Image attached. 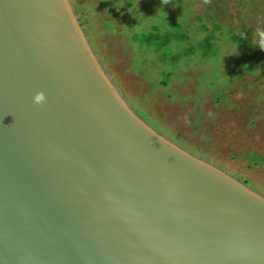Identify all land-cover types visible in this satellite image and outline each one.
Masks as SVG:
<instances>
[{
    "label": "water",
    "instance_id": "95a60500",
    "mask_svg": "<svg viewBox=\"0 0 264 264\" xmlns=\"http://www.w3.org/2000/svg\"><path fill=\"white\" fill-rule=\"evenodd\" d=\"M81 15L0 0V264H264V194L145 121Z\"/></svg>",
    "mask_w": 264,
    "mask_h": 264
},
{
    "label": "rangeland",
    "instance_id": "374dc122",
    "mask_svg": "<svg viewBox=\"0 0 264 264\" xmlns=\"http://www.w3.org/2000/svg\"><path fill=\"white\" fill-rule=\"evenodd\" d=\"M72 1L133 109L264 194V37L255 32L264 30V0ZM172 22L187 39H173L159 51L132 39L134 33L164 34ZM205 37L211 40L208 55L197 45Z\"/></svg>",
    "mask_w": 264,
    "mask_h": 264
},
{
    "label": "trees",
    "instance_id": "16d2710c",
    "mask_svg": "<svg viewBox=\"0 0 264 264\" xmlns=\"http://www.w3.org/2000/svg\"><path fill=\"white\" fill-rule=\"evenodd\" d=\"M179 27H180L179 23L172 22L171 30L166 32V33H164V34H161L159 32L150 33V34L149 33H134L132 35V37H133L132 39H134L137 42H143V43L145 42L146 44L147 43H151V44L154 45V49L159 51L160 48H162L164 45H166L169 41H171L173 39H177L178 41L183 40V39H187L186 38L187 36L182 37V36H178L176 34V32L178 31ZM239 36H240L239 34H236V35H233V38L237 39V38H239ZM240 39H242L243 42L247 41L246 39H243L241 37H240ZM197 45L201 46L203 48L204 55L205 54L208 55L210 53L211 40L209 39V37H205L204 40L198 41ZM187 48L189 49V54L191 52H193V50L195 49V47L193 45H190ZM242 181L247 183L246 180H242Z\"/></svg>",
    "mask_w": 264,
    "mask_h": 264
},
{
    "label": "clouds",
    "instance_id": "9594fccd",
    "mask_svg": "<svg viewBox=\"0 0 264 264\" xmlns=\"http://www.w3.org/2000/svg\"><path fill=\"white\" fill-rule=\"evenodd\" d=\"M161 3H162V4H167V3H169V0H161ZM137 6H138V5H137ZM161 11H163V12L165 13V17H166L167 13H166L162 8H158V9H157V14H159ZM179 18H180V17H178V21H179ZM255 32H256V35H257V36L264 37V30H261L260 28H257V29L255 30ZM259 47H260L262 50H264V40H261V41L259 42ZM234 53H236V51H235ZM245 67H247V66L245 65ZM44 99H45L44 94H43L42 92H38V93H36L35 96L33 97V102H34L35 104H41V103L44 102Z\"/></svg>",
    "mask_w": 264,
    "mask_h": 264
},
{
    "label": "flooded vegetation",
    "instance_id": "af4514ba",
    "mask_svg": "<svg viewBox=\"0 0 264 264\" xmlns=\"http://www.w3.org/2000/svg\"><path fill=\"white\" fill-rule=\"evenodd\" d=\"M73 4H74V3H73ZM74 7H75V5H74ZM75 9H76V11H78L76 7H75ZM80 20H81V19H80ZM86 30H87V29H86Z\"/></svg>",
    "mask_w": 264,
    "mask_h": 264
}]
</instances>
